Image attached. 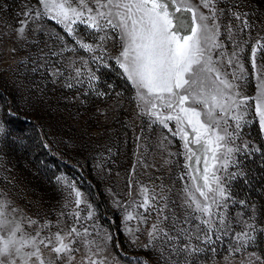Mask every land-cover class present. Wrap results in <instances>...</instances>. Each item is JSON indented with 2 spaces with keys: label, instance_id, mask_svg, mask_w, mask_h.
Masks as SVG:
<instances>
[{
  "label": "rangeland",
  "instance_id": "1",
  "mask_svg": "<svg viewBox=\"0 0 264 264\" xmlns=\"http://www.w3.org/2000/svg\"><path fill=\"white\" fill-rule=\"evenodd\" d=\"M192 4L208 14L200 0H192ZM89 6L95 8L94 4ZM216 7L222 12L218 23L226 52L218 67L241 96L249 98L244 113L247 123L236 141L249 147L237 155L238 167L220 172L230 198L226 206H213L216 215L209 233L197 219L202 214L194 211L195 205L189 200V195L201 202L203 197L192 186L182 141L140 114L136 89L110 59L121 50L118 32L109 31L111 38L101 45L103 33L77 24L75 35H69L43 13L39 0H0V124L4 127L0 133V201L9 204L5 209L8 223L0 228V237L17 226L21 230L17 238L35 236L38 231L44 235L67 233L76 227L82 235L71 238L73 248L78 249L72 253L73 264H87L86 257L103 260V264H264V131L255 101L264 79V72L258 78L257 71L264 69V59L258 53L256 69L251 59L252 47L264 38V0H218ZM233 12L247 13L251 27L241 30L242 22ZM229 25L234 33L231 39ZM21 27L23 35L18 32ZM77 41L92 45L95 51H85ZM237 44L243 49L240 55L247 79L233 80V72L238 75V70L235 64H227V55ZM213 55L215 58L217 53ZM93 75L96 79L90 80ZM31 118L43 123L41 135L26 122ZM229 124L230 130H235L234 122ZM172 127L175 130L174 124ZM44 141L52 146L49 153ZM75 165L96 185L106 215L116 217L125 254L116 250L108 223ZM241 170L242 176L230 175ZM142 188L156 197L147 212L137 207L144 199ZM76 191L81 193L79 207ZM128 212L136 218L125 225ZM161 221L173 239L163 234L150 239L152 225ZM45 224L50 226L42 229ZM129 227L134 230L131 235ZM85 228L87 236L83 235ZM244 232L252 237L246 246L234 239ZM188 233L191 246L201 249L199 252L185 250ZM205 234L211 236L210 243L203 242ZM85 241H94V245ZM43 251L46 264H65L66 257L56 260L55 253Z\"/></svg>",
  "mask_w": 264,
  "mask_h": 264
},
{
  "label": "snow or ice",
  "instance_id": "2",
  "mask_svg": "<svg viewBox=\"0 0 264 264\" xmlns=\"http://www.w3.org/2000/svg\"><path fill=\"white\" fill-rule=\"evenodd\" d=\"M217 2L200 0V5L208 10V14H205L198 6H193L192 0H39L43 13L55 19L71 36L75 35V25L84 24L96 33H103L99 37L102 45L111 38L109 31L118 32L121 50L110 59L115 60L123 75L136 89L138 107L142 106L140 114L147 115L153 124L158 123L182 141L185 167L192 179V186L203 197V202L194 195H189V200L195 205L194 211L202 214L197 219L200 225L208 228L209 233L213 228L212 217L216 215L212 211L213 206H226L230 198L220 172L238 167L237 155L249 147L246 143L242 146L236 143L241 138L239 130L247 123L244 113L248 109L249 98L241 96L237 86L218 67L220 58L226 52L220 40L221 25L218 18L222 12L217 9ZM90 4H94L95 8ZM24 15L28 16L29 13ZM36 15L39 17L41 13L38 11ZM232 15L242 22L241 30L251 27L247 13L233 12ZM18 32L23 35L24 27L19 28ZM227 32L231 39L234 34L231 25ZM77 43L85 51H95L90 44L82 41ZM102 51L106 52V49L102 48ZM214 52L217 53L215 58ZM242 52L243 49L237 44L232 53L227 55V64L230 67L235 64L239 73L237 75L234 70L233 80L247 79L240 55ZM258 53L264 59V38L252 47L253 69L257 68ZM261 72L264 69L257 71L258 78ZM77 75H80L79 70ZM94 79V75L90 77V80ZM255 101L260 128L264 131V79H261L258 86ZM229 121L234 122L235 130H230ZM3 131L4 127L0 124V133ZM230 175L242 176L243 172L241 170ZM61 179L67 180L58 177V180ZM141 192L144 199L137 207L147 212L156 197L150 196L147 188H142ZM185 192L190 193L191 189H185ZM75 195L79 207L82 203L81 193L76 191ZM8 207L7 202L0 201V228L6 227L8 223L5 214ZM159 211L163 215V209ZM203 216L208 219H203ZM91 217L90 212L89 219ZM135 218L132 212H128L123 223L127 225ZM219 222L223 224L224 218L221 217ZM161 224L162 221L152 225L150 239L155 240L160 234L169 240L173 239ZM200 225H197L198 231ZM49 226L42 225V229ZM127 231L131 235L134 230L129 227ZM20 232L17 226L6 237H0V264H46L43 249L55 253L56 260H65L66 257L65 264H73L75 257L72 253L78 249L73 248L75 241L71 238L73 234L76 237L82 235L76 227L67 233L44 235L38 231L35 236L24 238L20 235L17 238ZM83 235H89L87 228ZM186 238L189 240V244L185 245L186 251L201 250L191 246V233L186 234ZM196 239H200V236ZM234 239L238 244L246 246L252 237L244 232L237 233ZM108 240H111L110 235ZM85 242L94 245V241ZM203 242L210 243L211 236L205 234ZM85 259L87 264H103V260L97 261L91 257Z\"/></svg>",
  "mask_w": 264,
  "mask_h": 264
},
{
  "label": "trees",
  "instance_id": "3",
  "mask_svg": "<svg viewBox=\"0 0 264 264\" xmlns=\"http://www.w3.org/2000/svg\"><path fill=\"white\" fill-rule=\"evenodd\" d=\"M8 97V96H7ZM10 114H12L11 112H9ZM15 114H17L16 112L13 113V116H15ZM13 118H16V117H13ZM26 122L29 123L31 129L39 136L41 135L40 133H42V128L44 127L43 126V123H38L37 121H34V119H30V120H26ZM32 131V132H33ZM43 145H44V148H45V152L49 153L50 150H53L52 149V146L50 145L49 142L47 141H44L43 142ZM56 160H59V159H56ZM60 160H64V159H60ZM67 161V160H66ZM66 161H63V162H66ZM71 164V163H69ZM73 166V165H72ZM76 166V165H75ZM75 170H78V172L81 174L82 173V170L81 168H79L78 166L74 167ZM83 174V173H82ZM81 176L83 177V181H85L87 184H89L90 188H91V191H92V194H93V199H94V203H95V206L98 210V212L101 214L102 218L108 223V226H109V229L112 233V237H113V242L115 243V245L117 246L116 250L120 253V254H125L123 252V248H122V239H121V232L119 230V228L117 227V224H116V217H110L109 215H106V209L104 208V203L101 199V194L100 192L98 191L96 185L94 184L93 181H91L88 177H85L84 175Z\"/></svg>",
  "mask_w": 264,
  "mask_h": 264
}]
</instances>
